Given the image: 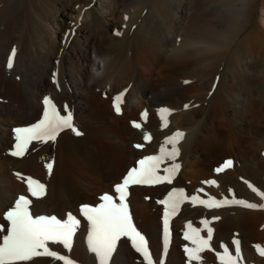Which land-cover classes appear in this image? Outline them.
I'll use <instances>...</instances> for the list:
<instances>
[{
    "label": "bare ground",
    "instance_id": "bare-ground-1",
    "mask_svg": "<svg viewBox=\"0 0 264 264\" xmlns=\"http://www.w3.org/2000/svg\"><path fill=\"white\" fill-rule=\"evenodd\" d=\"M102 1L90 0L85 14L98 21L102 30L100 35L79 28L84 9L69 6L62 11V21L77 24L76 35H42L40 40H35L41 47L39 55L32 50V35H25L23 41L14 46L16 56L12 68L7 67L13 38L11 28L0 35V97L8 99V103H0V213L12 204V198L22 184L17 175L10 173L7 156H4L9 137L16 134L14 125L20 127L21 124L38 122L32 120L41 106L38 98L43 93H50L51 99L73 103L80 117V126L84 125L81 126L82 135L73 133L67 141L59 140V163L50 178L53 189L45 199L36 202H42V208L31 209L33 215L67 219L68 214H72L80 220L71 251L51 242L50 248L69 255L77 264H99L88 247L91 222L83 216L81 206L97 207L103 203L100 199L103 194L97 193L110 190L129 164L131 168L138 167L139 159L158 154L165 138L180 130L185 136L176 145L179 156L175 161L166 159L158 172L164 175V168L173 163L180 164L172 183L131 184L125 200L133 224L148 243L153 264H221L217 256V253L224 252L219 246L221 242L235 254L231 248L232 237L237 241L243 239L247 261L251 259L255 264H264V256L258 250L256 255L246 250L250 242L264 245V207L246 208L232 203L209 208L199 200L195 204L185 200L178 212L169 217V237L165 245V206L158 203L171 189L182 188L189 197L195 194L204 200L242 199L264 205V197L249 187L251 184L264 191V28L257 29L254 35L252 32L241 35L247 30L249 6L256 0L234 1L236 14L229 31L219 29L211 18L217 0H164L162 17L167 22L166 31L153 27L151 23L143 24L138 28L140 34L134 35L126 47L123 42L126 37L122 38L121 33L127 28L117 21H109V9ZM154 1L156 6L159 0ZM94 2L100 4L99 7H94ZM51 3L53 0H38V7L35 3L40 18L45 17L42 7ZM260 6L264 22V0ZM6 8L8 10V7L1 8V16ZM56 12L52 11L51 16ZM16 24L17 16L10 26L13 28ZM39 25L35 21L36 29L41 31L47 24ZM124 49H130L129 53ZM57 54L62 55L64 73L55 82L50 73ZM224 60L225 65L220 69ZM181 76H189L190 84L177 89L172 77ZM131 78L134 82L120 103L121 112L113 114L109 103L111 100L116 103L115 91ZM160 88L167 93L164 99L148 98ZM206 94L209 99L200 101L199 107L184 108L190 100H203ZM164 107L176 110L167 117V127H163L158 112ZM133 122L142 127L135 128ZM146 134H151V140L145 139ZM136 144H142L143 148L134 147ZM171 147V144L167 145L168 149ZM227 160L233 162L232 167L218 173L216 169ZM30 176L39 181L42 170H36ZM107 194L113 195L114 201L120 203L114 190ZM205 220L207 225L203 223ZM189 223L205 239L208 238V228L213 230L210 246L200 253L201 261L190 260L185 252V246L195 247L191 240L184 239L185 233H190ZM0 224L7 227L2 216ZM26 264L61 262L50 257H36ZM108 264L148 262L136 252L129 238L121 237Z\"/></svg>",
    "mask_w": 264,
    "mask_h": 264
},
{
    "label": "snow or ice",
    "instance_id": "snow-or-ice-1",
    "mask_svg": "<svg viewBox=\"0 0 264 264\" xmlns=\"http://www.w3.org/2000/svg\"><path fill=\"white\" fill-rule=\"evenodd\" d=\"M125 19H128L125 16ZM117 35L120 33L117 32ZM16 56V49L12 48L7 67H13V61ZM185 83H189L185 81ZM127 89L115 97V111L121 112L120 103L123 102V97ZM44 104L48 107L43 113V118L38 122L28 127H18L15 129L16 143L11 155L23 157L28 151L29 145L33 142L46 143L55 141L57 136L64 129H72L75 135L79 136L82 133L75 128L72 123V113L68 111L62 115L61 112L52 103L48 97L44 98ZM190 105H184V108H189ZM65 108L67 106L65 105ZM176 110L167 107L161 108L158 112L163 120V127L168 126L167 117L172 115ZM147 116V113H143ZM135 128H141L142 125L138 122H133ZM185 136L183 131L177 130L170 137H166L164 143L159 149V153L155 155L144 156L137 161L138 167L130 168L121 178V182L114 185L115 194H118L120 203L114 201V196L107 193L103 194L100 203L97 207H91L87 204L82 205L80 211L83 216L91 222V233L88 237L89 250L96 255L99 264H108L112 253L116 249L117 241L121 237H127L131 240L136 252L141 253L148 264H153L151 254L148 250V243L145 237L136 229L132 222L128 205L125 203L128 195V187L131 184H171L176 173L180 168V164L173 163L171 166L164 168V175H159L160 165L167 159L175 161L179 156V148L176 146ZM146 140H151V134L145 135ZM171 144V149L167 145ZM134 147L143 148L142 144H136ZM231 160L216 169L223 172L225 169L232 167ZM49 170L53 167L52 162H46ZM26 185L28 194H19L16 196L12 204L0 216L3 217L5 224H0V264H21V262L33 261L36 257H50L54 261H59L61 264H77L69 255L63 254L49 247V243L61 245L64 249L71 251L72 239L80 224V220L68 214L67 219H60L54 215H33L31 211V197H40L45 192V185L31 176H24L21 173L16 174ZM205 183L215 184L216 181H206ZM249 187L254 193L264 197V191L258 190L256 187L249 184ZM202 191V190H201ZM30 194V196H29ZM190 200L195 204L198 200L200 204L209 208H219L235 203L246 208L264 207L256 203L248 202L242 199L217 200L210 198L209 200L201 199L198 195L187 196L184 189L173 188L169 191L166 197L158 203L165 206L164 211V233L165 245L168 243L169 237V217L175 215L180 205L185 201ZM219 219V217H214ZM207 225L208 221H203ZM190 233H185L184 239L191 240L195 247L189 248L185 246V252L188 253L189 259L192 261H201L202 253L208 248L211 240L212 229L208 228V238L199 235L198 229H193L191 223L188 224ZM239 253V241L234 242ZM223 254L217 253L221 264H238L242 257L237 254L233 255L226 245ZM256 248L261 256H264V246L256 245Z\"/></svg>",
    "mask_w": 264,
    "mask_h": 264
},
{
    "label": "rangeland",
    "instance_id": "rangeland-1",
    "mask_svg": "<svg viewBox=\"0 0 264 264\" xmlns=\"http://www.w3.org/2000/svg\"><path fill=\"white\" fill-rule=\"evenodd\" d=\"M234 1L235 0H221V1L217 0V2H215L216 5H215V9H214V17L212 16L211 18L213 21L216 22L218 28L221 30L229 31L233 28L232 24H233V20H234L235 14H236V12L234 14V8H235L234 4H233ZM36 2H37V7H38V0H8V1L7 0H0V11L3 9V7H8V10L6 8L7 12L5 11L4 12L5 14L3 13L2 16L0 15V35H3L5 30H8L10 28H11L10 35L11 34L13 35L9 51H11L12 48H14V46L20 44L19 43L20 40L23 41L22 38L25 35H32L31 40L33 39L32 43L34 45V47H32V50L37 55L40 54L41 47L37 46V43L35 40L36 39L40 40L42 35H60L62 33L63 34H69V35H76L77 24H75V26H74L72 24H65V22L62 21V19H64V15L62 14L63 13L62 11H64V8H67L69 6H75V7L79 6V8L84 9V11H83L84 13H82L80 15V17L82 19L80 20L79 28L87 31L90 34L100 35L102 33V30L100 28V24H97L98 21H94L95 18L93 19V16H90V15L85 16L86 10L88 9V2L90 3V0H53V3H51L50 5L48 4V5H44L42 7V9L44 8L43 10L45 11V17H46V18L41 17L44 21L40 18V16L35 11V3ZM102 2H105L106 5L104 3V6H106V8L109 9L107 12V13H109L107 15L108 19L110 18L109 21H113V22L117 21V23L123 24V28H124V26H125V28H127V29H123V32L121 33V35H123L122 38L126 37V39L123 40L124 47H126L132 41V38L134 35L140 34L138 32H139V29L141 28V25H143V24L144 25L145 24L150 25V23H151L153 27H158L159 29L166 31L167 22L165 23V21L162 17V11H163L164 6H165L164 5L165 3L163 4L164 0H159V2L156 4V6L154 5V2H155L154 0H125V1L124 0H103ZM6 3H7V5H6ZM95 3L96 2L93 3V6L96 8L99 7L100 4H97V3L95 4ZM85 4H87V5H85ZM260 5H263V0H256L255 4L249 6V14L247 16V21H248L247 30H245V32H243L241 35H245V33L247 35L250 32H252L254 35L256 33L257 29H260V28L263 29L264 28V22L261 18V6ZM172 8H175V6L172 5ZM52 11H57L54 16H51ZM38 12H39V14L42 13L40 11H38ZM16 16H17V24L13 27L14 28L13 29L10 25H11L12 19L16 18ZM125 16H127L128 19H125ZM35 21H37L40 24L39 26H43L44 24H47V25H44L43 26L44 29L39 31V30H37L38 28L35 27ZM48 22H50V23H48ZM69 22H70V20H69ZM49 24L51 27L48 26ZM133 27H134V29H133ZM193 36H195V35L193 34ZM200 36L205 38L208 35H200ZM125 50L126 49H124V51ZM129 50L127 49L126 52L129 53ZM61 56L62 55L57 54L56 59L54 58V60L52 62L54 69H52V71L50 73V77L51 78L53 77L52 79L55 82L57 80L59 81L60 76L64 73V68L61 66V63H62L61 60L63 59ZM58 61H60V62H58ZM224 65H225V60L221 63L220 69L223 68ZM54 66H56V67H54ZM61 67H62V69H61ZM55 69H57V70H55ZM58 76H59V78H58ZM172 78L175 79V84L178 86L177 89H182L183 86H187L190 84L189 76H184L183 78H182V76L181 77H172ZM132 79L133 78L128 80L129 82L126 81L127 83L120 86L119 91L123 92L127 88H128L127 90L132 88V85L134 82V79L133 80ZM185 81H188L189 83H185ZM129 83H131V84H129ZM127 86H129V87H127ZM119 91H115L116 95H118ZM208 93H209V91H208ZM151 94L148 95V98H152V99L153 98H156V99L159 98V100H160V99H164L167 96L166 95L167 93L165 91H162L161 88L159 90L155 89V93H151ZM41 96L42 97L38 98V104L41 106L38 107L37 114L32 120L39 121L40 119L43 118V113L46 110V108L48 107L47 105L44 104V98L45 97L50 98V96L52 97V94H50V93L44 94L43 93V95H41ZM162 96H163V98H162ZM196 99H192L194 101L190 100L189 102H187V105H189V103H191L190 109H194L196 107H199L200 101H207L209 99V97L206 94V96L204 95L203 100L199 99L196 102ZM51 101L56 106V108L58 110L61 109L60 112L62 115L66 114L68 112V110L70 109L69 111L72 113L73 125L75 126L76 129H78L81 133H83V129L81 126H84V125L81 124V126H80V123H79L80 117L78 116L77 108L75 107V105L73 103H69V102L66 103V101H63V100L62 101L54 100V98H52ZM0 103H8V99L0 97ZM13 105L15 106V103ZM65 105L67 106V108H65ZM109 105L112 109L113 114H115V106H114L115 102L111 100ZM204 105H205V103H204ZM132 121H133V119L129 121V125L131 124ZM28 126H30V125L29 124H27L25 126H24V124L20 125V127H28ZM17 127H19V126L14 125V129ZM73 133L74 132L72 131V129L66 128L59 133V135L57 136L55 141H48L46 143H40V142L33 141L29 145L28 151L26 152V154L23 157H16L13 155H12L13 157L11 156L10 153L14 149V145L17 141H16V134L10 135L9 145H8V147H6V150L4 153V156L5 157L7 156L6 157V159L8 160L7 166H8L10 173H12L13 176H16L17 173H21L24 176H30V174L33 173L34 171L40 170V169L42 170L43 176L39 177V181L45 185V192H44L42 197L40 196V198L39 197H31L29 194L30 199H32V201H33L32 205L34 204L33 206L31 205L32 206L31 209H33V210L38 209L39 210L40 207L42 208V206H43L42 202H40V203H36V202L40 201V199H45V197L47 196L46 194H48L49 191H51V189H53V186L51 184L52 182H51L50 178H52V174L54 173L56 166L59 163L58 158H57L58 157L57 152L61 148V144L58 142L61 138L65 139V141H67L68 136H73ZM8 152H10V153H8ZM7 153L9 156L7 155ZM13 162L15 163V165ZM17 162H18L19 166L17 165ZM46 162H52V164L54 165L53 168H51V170H49L47 168ZM10 165L12 167H10ZM21 165L23 167H21ZM130 165L131 164H129L127 167L124 168V170L121 172L120 177L118 178L119 181L118 180L115 181L112 184V186L110 187V190H114V185L121 182V178L123 177V175L126 174V172L131 168ZM11 170H13V171H11ZM21 183H22L21 189L14 194L12 199H14L19 194H28L27 185L23 181ZM110 190H106L105 192L101 191V192H99L100 194L99 193H97V194L101 195V193L104 194ZM97 194L95 196H98ZM34 200H36V201H34ZM35 203L37 204V206ZM41 204H42V206H41ZM33 207H35V208H33ZM37 207H39V208H37ZM230 241L232 242L231 248H234V251H235L234 255L239 254L243 258V259L238 261L239 264L240 263L241 264H255V262L251 259H249V261L246 260V255H248V254H245V246H244L243 239H241V238L238 239V241H239V253H237V251H236V249H237L236 244L233 245V243L235 241H237V239L232 237L230 239ZM220 244H221V245H219L220 247L226 245V243H223V242H221ZM256 245L261 246V244H257L255 242H250L249 243V249H246V250H249L250 253L256 255L257 254L256 253V251H257ZM252 246H255V247H252ZM262 246H264V245L262 244ZM245 261H247V263Z\"/></svg>",
    "mask_w": 264,
    "mask_h": 264
}]
</instances>
